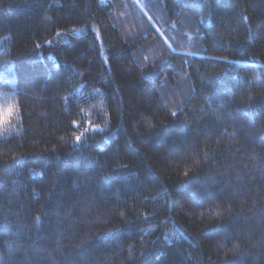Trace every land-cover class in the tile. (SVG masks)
I'll use <instances>...</instances> for the list:
<instances>
[{"label": "trees", "instance_id": "obj_1", "mask_svg": "<svg viewBox=\"0 0 264 264\" xmlns=\"http://www.w3.org/2000/svg\"><path fill=\"white\" fill-rule=\"evenodd\" d=\"M117 1L0 0V264H264V0Z\"/></svg>", "mask_w": 264, "mask_h": 264}, {"label": "rangeland", "instance_id": "obj_2", "mask_svg": "<svg viewBox=\"0 0 264 264\" xmlns=\"http://www.w3.org/2000/svg\"><path fill=\"white\" fill-rule=\"evenodd\" d=\"M114 3H115V5H117V7H119L118 5H119V3H118V1L117 0H112ZM151 8H155V7H153V6H151V5H149ZM191 19V18H190ZM195 25H196V22L194 21V19H191V20H189L188 22H187V25H186V27L188 28V29H190V30H193L194 29V27H195ZM185 88H187V85H185Z\"/></svg>", "mask_w": 264, "mask_h": 264}, {"label": "snow or ice", "instance_id": "obj_3", "mask_svg": "<svg viewBox=\"0 0 264 264\" xmlns=\"http://www.w3.org/2000/svg\"><path fill=\"white\" fill-rule=\"evenodd\" d=\"M77 139H79V137H77Z\"/></svg>", "mask_w": 264, "mask_h": 264}]
</instances>
